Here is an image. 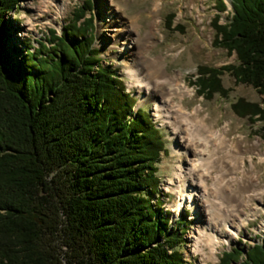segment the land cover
<instances>
[{"label":"trees","instance_id":"trees-1","mask_svg":"<svg viewBox=\"0 0 264 264\" xmlns=\"http://www.w3.org/2000/svg\"><path fill=\"white\" fill-rule=\"evenodd\" d=\"M17 2L0 0V264H186L185 222L172 225L154 198L162 133L93 46L92 0L47 46L23 49L7 47ZM230 5L220 23L226 5L214 1L212 45L234 62L198 66L193 84L198 95L225 97L227 72L250 85L262 102L239 97L231 109L260 122L264 137V0ZM173 17L166 29L180 30ZM219 264H264V233L223 251Z\"/></svg>","mask_w":264,"mask_h":264},{"label":"rangeland","instance_id":"rangeland-1","mask_svg":"<svg viewBox=\"0 0 264 264\" xmlns=\"http://www.w3.org/2000/svg\"><path fill=\"white\" fill-rule=\"evenodd\" d=\"M38 1L18 0L17 6L7 13L5 18L9 25L7 47L16 46L23 49V43L26 41L34 48H38L39 43L47 46L52 36L51 31L60 36L74 11L84 5L86 0H65V10L59 16L52 13L53 9L52 12L51 10L41 12L42 9L36 7ZM214 1L92 0V9L85 11V17L92 15L94 19L93 46L99 50L100 59L105 61L103 64H112L122 79L125 90L136 100L135 109L143 108L162 133L167 152L161 154L160 160L156 163L155 175L159 182L154 198L161 201L162 210L168 213L172 225H176L175 221L180 219L185 222L181 251L186 264H198L199 254L191 252L192 232L196 228L206 226L203 209L207 208L200 205L197 198L192 199V206L185 201L182 202L183 207H177L181 202L182 189L188 191V188L196 185L187 178L177 180L175 173L176 168H185L187 166L185 159H192L196 152L205 154H203L205 159L193 181L201 180V187L195 189L197 193L204 189L202 198L207 204L206 207H212L215 212L222 208L227 209L230 211L228 219L233 218L234 223L243 224L237 226L235 235L228 244H220L217 247L216 262L209 260L207 264H219L221 253L231 247L236 246L244 250L248 245L260 243L264 233V159L260 160L261 157L264 158V137L259 132L260 122L250 123L247 118L238 116L231 109V104L239 97L259 103L262 102V97L250 85L235 83L234 78L227 72L220 76L222 86L228 89L225 97L218 94L198 95L193 84L198 76V66L220 67L234 62L233 54L228 55L224 49L212 45L214 30L211 21L217 14ZM223 2L226 10L219 14L220 23L226 22L229 15L227 13L231 12L230 0ZM40 14L41 17L38 16ZM169 14L174 15L172 26L183 32L166 29L164 24ZM153 21L156 22L155 25ZM128 30H131L134 37L138 36L141 39L148 30L154 31V37L147 41L146 46L137 48L129 40L123 42L124 35L118 39L112 36L114 32L125 34ZM129 51L151 59H159L169 76H175L178 82L186 85L191 94L181 97L174 95L170 102L179 103L188 112L191 111L188 115L191 120L204 118L207 127L226 129L227 143L224 145V154L227 157L226 160L224 158V162H220L219 165L217 153L212 156L213 154L209 153L211 147L205 146L198 137H195V145L190 147L184 157L177 153V150H184L179 136L186 135L183 130L185 123L181 124L183 125L181 133L175 134L163 117L156 116L154 96L151 92L138 89L125 69L124 58ZM11 58L17 59L12 55ZM197 106L199 111L196 114L192 113L193 108ZM258 152L262 155L260 156ZM169 181L171 183H168ZM220 222L222 221L219 217L218 227L226 230Z\"/></svg>","mask_w":264,"mask_h":264},{"label":"bare ground","instance_id":"bare-ground-1","mask_svg":"<svg viewBox=\"0 0 264 264\" xmlns=\"http://www.w3.org/2000/svg\"><path fill=\"white\" fill-rule=\"evenodd\" d=\"M60 1L61 2H59V0H39L36 7L42 9L40 10L41 12H46L53 9V12L52 10L50 12H52L55 16H59L63 14L65 10V0H60ZM38 16L41 17L42 15L40 14ZM153 23L154 25L156 24L155 21H153ZM153 32L148 30L142 39L139 38L138 36L134 37L132 35L131 30H128V32H126L125 34L124 32H114L112 36L118 39L121 38L122 35H124V38L122 40L123 42L125 40H129L131 44H133V46L139 48L146 46L145 44L147 43V41L151 37H154ZM133 46H130V48L132 49ZM128 60H130L131 62H128ZM124 61H125V69L127 73L133 78L134 85L138 89H144L147 92H151L152 95L154 96L155 98L154 110L156 116L163 117L165 119V123H167L170 126L172 133L175 134L181 133V126H183L181 124L185 123L183 126V130L186 132V135L185 137H183L182 135L179 136L180 143L184 148V150L183 151L177 150V153L184 157L186 152L190 149V147L192 145H195V140H194L195 137H198V140L202 141L205 144V146L209 145L211 147V151L209 153H212L213 154V155L211 154L212 156H215L214 154L217 153L218 157L216 159L218 160L219 165L220 162L221 163L224 162V158L227 157L224 154V145L225 143H227V138L225 137L226 129L223 128L222 130H219V129L209 128L207 127V124L204 122V118L194 117L196 118V120L194 119L191 120L188 117L191 111L188 112V110L184 109L183 106H181L179 103L173 104L170 102L171 97H173L174 95L181 97V96H185V94L186 95L191 94L188 88L186 87V85L184 83L178 82L175 76H169V74L165 72L164 68H162L159 59H154V58L151 59L149 57L137 55L136 53L129 51L125 56ZM192 111H193L192 113L196 114L199 111L198 106L193 108ZM203 154L204 153L196 152L193 154L192 159H185L187 162V166L185 168H181V167L176 168L175 178L177 180L182 178L190 179L193 185H196L197 188H200L201 180L198 179L197 182L193 180L198 173V169L202 165V161L205 159L204 158L205 154L204 155ZM258 154H260V156L262 155L260 152H258ZM263 159H264L263 157L260 158V160ZM215 162L217 163V161ZM168 183H171V181H169ZM196 187L188 188L189 189L188 191L182 189L181 202L177 204V207L179 206L183 207L184 203L182 202L185 201L186 204L192 206L191 204L192 199L197 198L200 201V205L208 209V211L207 209H203V212L206 215L205 216L206 226H203L201 229L196 228L195 231L192 232L191 252L193 254H199L198 264H207V261L209 260L214 261L215 263L217 259L216 256L217 247L220 244H224V243L228 244L229 240L235 235V229H237V226H243V224L234 223L233 218L228 219L230 215L229 213L230 211H228L227 209L222 208V210H216L217 212H215V209H213L212 207H206L207 204L204 202V199L202 198L203 196L202 190L204 189H201V193H197L195 189ZM166 188L168 189V187ZM221 194L223 193L221 192ZM219 217L222 221L220 223L222 224V226H225L226 230H223L220 227H218Z\"/></svg>","mask_w":264,"mask_h":264}]
</instances>
